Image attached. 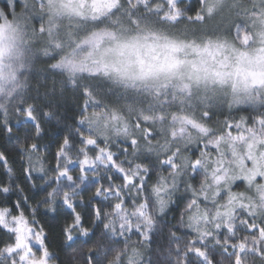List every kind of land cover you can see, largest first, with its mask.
I'll return each instance as SVG.
<instances>
[{"label":"snow or ice","instance_id":"6c2138e0","mask_svg":"<svg viewBox=\"0 0 264 264\" xmlns=\"http://www.w3.org/2000/svg\"><path fill=\"white\" fill-rule=\"evenodd\" d=\"M0 141V264H264V0H0Z\"/></svg>","mask_w":264,"mask_h":264},{"label":"trees","instance_id":"16d2710c","mask_svg":"<svg viewBox=\"0 0 264 264\" xmlns=\"http://www.w3.org/2000/svg\"><path fill=\"white\" fill-rule=\"evenodd\" d=\"M191 5L194 7L196 0H190ZM39 84L43 85L46 82V78H49L51 76L50 73L43 70L44 65H39ZM50 83V80L48 81ZM35 83V82H34ZM41 94L43 93L44 89L40 88ZM61 107H60V116L61 117H67V122L71 124L72 118L75 117L79 111L80 108L83 105V98L79 94H73V92L69 91L65 93V96L60 101ZM234 117L238 119L241 115H247L245 112H235L233 113ZM220 119H223V116H219ZM62 125L56 124L55 121H53V126L49 128L48 134L49 136L55 137L57 133L60 131ZM0 145H3V141H0ZM2 150V149H0ZM21 163H26V161H22L21 158L15 153L12 152L10 156V164L14 169H19ZM3 174V170L0 169V175ZM44 209L41 208L40 213L37 215V220H39L41 223H45L46 220L50 221L51 214H49L48 217H45L43 215ZM173 213H169L167 216V221L171 223H175L173 220ZM135 239V237L133 238ZM168 236H167V230H164L159 235L155 236V239L151 242V248L149 250V255L153 260L157 259V257L160 260H163L167 254L168 251ZM53 251L56 252L58 255H60L62 258L66 255L60 247L57 246V244L53 245Z\"/></svg>","mask_w":264,"mask_h":264}]
</instances>
